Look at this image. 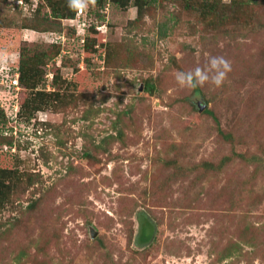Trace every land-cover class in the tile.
Here are the masks:
<instances>
[{
    "label": "rangeland",
    "instance_id": "374dc122",
    "mask_svg": "<svg viewBox=\"0 0 264 264\" xmlns=\"http://www.w3.org/2000/svg\"><path fill=\"white\" fill-rule=\"evenodd\" d=\"M71 14L0 0V264H264V0Z\"/></svg>",
    "mask_w": 264,
    "mask_h": 264
},
{
    "label": "clouds",
    "instance_id": "9594fccd",
    "mask_svg": "<svg viewBox=\"0 0 264 264\" xmlns=\"http://www.w3.org/2000/svg\"><path fill=\"white\" fill-rule=\"evenodd\" d=\"M96 0H68L70 10L83 14L89 6H94ZM9 54L0 50V70L7 66ZM231 71V63L222 56L210 57L204 67L196 66L187 71H177L175 75L176 82L181 87L195 89L210 83L215 87L222 86L227 78V74Z\"/></svg>",
    "mask_w": 264,
    "mask_h": 264
},
{
    "label": "trees",
    "instance_id": "16d2710c",
    "mask_svg": "<svg viewBox=\"0 0 264 264\" xmlns=\"http://www.w3.org/2000/svg\"><path fill=\"white\" fill-rule=\"evenodd\" d=\"M71 12H72L71 15H66V16L64 15L62 17L63 18H68V19H73L75 17V14L77 12H75L73 10H71ZM20 63H21V65L18 68V72L20 74L19 81H21L25 85H29V84L32 85V83H35V79H32V77H29V72H32V70H30L29 68H27V66H26L27 62L26 61L25 62L22 61ZM0 116H4V113L3 112L0 113Z\"/></svg>",
    "mask_w": 264,
    "mask_h": 264
}]
</instances>
